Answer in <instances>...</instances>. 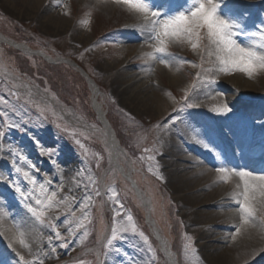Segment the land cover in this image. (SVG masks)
Here are the masks:
<instances>
[{
    "label": "rangeland",
    "instance_id": "rangeland-1",
    "mask_svg": "<svg viewBox=\"0 0 264 264\" xmlns=\"http://www.w3.org/2000/svg\"><path fill=\"white\" fill-rule=\"evenodd\" d=\"M135 2L151 11L124 0H0V33L55 60L0 42V264H164L147 210L176 264H217L203 251L202 237L230 238L242 222L239 166L251 158L264 165V67L257 61L252 75L230 66L224 71L230 54L206 26L165 33L163 22L189 13L194 0ZM216 3L235 44L264 56V0ZM66 59L98 84L99 100L120 132L118 163L150 208L118 167L109 168L90 84ZM170 73L183 81L174 83ZM225 105L230 110L219 111ZM187 140L195 149L183 160ZM177 153L187 166L184 178L199 168L214 177L205 193L233 184L225 204L216 192V205L201 206L193 192L177 189ZM252 172L264 175V166ZM257 187L264 197V184ZM247 203L250 219L264 228V199ZM22 227L38 241L25 243ZM258 257L264 254L247 264Z\"/></svg>",
    "mask_w": 264,
    "mask_h": 264
},
{
    "label": "bare ground",
    "instance_id": "bare-ground-1",
    "mask_svg": "<svg viewBox=\"0 0 264 264\" xmlns=\"http://www.w3.org/2000/svg\"><path fill=\"white\" fill-rule=\"evenodd\" d=\"M145 20H143L144 22ZM0 41H6L9 42L13 45V41H11L8 38H4V37H0ZM18 47L22 50H26V46L24 45H18ZM170 77L171 80H173L174 83H179L181 81H183V77L179 74V73H175V75H172V73H170ZM233 84H238L237 82H235V80L232 81ZM249 86H253L252 83H248ZM239 86V85H238ZM91 88H92V99H93V107L94 110L97 112V115L99 117L100 120H102L103 115L102 112L104 111L103 105L99 100V91L97 90L96 86L92 83L91 84ZM218 94H215V97L218 96ZM224 97L227 98L223 95L220 94V98ZM157 107L163 109L166 105L165 99L161 98L158 96L157 98ZM105 137H106V144L110 150V164H109V168H113L116 164H119V158H122V156L124 155V152L120 146V144L118 142L115 141L114 137H112L111 135V131L110 130H105ZM194 144V143H193ZM192 144V142H190V140H187L185 142L184 146V151L187 152L188 155H185L183 158V160H186L188 158H190V154L188 152L192 151L195 149V146ZM173 148L176 147V144H174L172 146ZM236 148V147H235ZM177 151V148L174 150ZM237 151V149H236ZM172 154H176L175 152H173ZM178 153L176 155V159L172 160V165L175 168L174 169V174H175V185L177 187L178 190L180 191H184L186 193H188L189 191L193 192L195 195H197L195 198L193 199H199L200 201L196 204H204L201 206H207L210 204H214L216 205V203L213 202V198L216 196V192L220 193V201H223L227 194H225L226 190H230L233 187L232 185H225L223 187H221L220 189L217 188H213L214 190L211 191V193H205V189L208 187V185H211L212 182L214 181V177L209 176V177H204L205 173H206V168H203V170L201 168L197 169L196 171H192V175L184 178L185 173L184 171L186 170L187 166L178 162ZM174 158V157H173ZM234 159V158H233ZM201 160V159H200ZM201 165H204L205 163L202 162L200 163ZM242 164L239 167H241L240 170H245L249 173H251L250 177H246V179L249 180L250 183H252L254 185V189L249 191V199H255L257 198L259 200V202H261L264 197L263 195H261L262 193L260 192V190L258 189L257 185L259 184H264V175L261 174H257L252 172L253 170L257 171L259 170V168L263 167L264 165L260 162V161H256L253 160V158H251V160H242ZM120 165H118L119 168ZM200 176L201 179L200 181H198V184L194 185V180H197L196 177ZM195 177V178H194ZM236 180H238L239 182L243 183V180H241V178L239 177V175L237 174ZM193 185L190 187L189 185L192 184ZM206 185H205V184ZM244 184V183H243ZM201 185V186H200ZM212 186V185H211ZM210 188V187H209ZM191 192H189L191 194ZM200 192V193H199ZM188 193V194H189ZM212 196H214L212 198ZM202 197V199H201ZM143 200V202H147L146 198L144 196L141 197ZM217 202V201H216ZM224 202V201H223ZM225 204V202H224ZM198 212H200L198 210ZM203 214L202 215H207L210 213V211L208 210H203L201 211ZM148 224L151 227V229L153 230V233L156 235V237L158 238L159 242H160V246L163 249L164 253H165V257L166 260L164 262V264H176L175 259L173 258L172 254H171V250L168 248V244L166 242V240L164 239V237L162 236L161 233H156L154 227V222L151 219V217L148 220ZM15 233V232H14ZM18 234V233H16ZM19 234L21 239L24 241L26 238L27 240L25 241V243L27 242V244L30 243H35L38 241L39 237L38 236H33L32 234V229H26V228H21L19 230ZM11 237L13 236V233H10ZM38 235V234H37ZM202 240H205L202 244V249L204 252H206L208 255H214V260H216L217 264H247L248 262L252 261L254 257H256L259 252L260 254H264V228L261 227V225L259 223H257L254 219H250V218H246L245 215H243V220L242 222L238 225L236 233H234L230 238L222 235L221 233H213V235L210 236H203ZM25 244V245H27ZM21 245V244H20ZM24 245V244H22ZM21 245V249H24V246ZM101 247V245H99ZM253 264H264V259L262 257H258L256 259V262Z\"/></svg>",
    "mask_w": 264,
    "mask_h": 264
},
{
    "label": "snow or ice",
    "instance_id": "snow-or-ice-1",
    "mask_svg": "<svg viewBox=\"0 0 264 264\" xmlns=\"http://www.w3.org/2000/svg\"><path fill=\"white\" fill-rule=\"evenodd\" d=\"M124 2L136 10L142 12L151 11L147 3L135 2V0H124ZM217 7L218 4L216 3V0H194V6L189 13L181 12L174 18L163 22L165 33L171 30L173 35H178L181 32H191L193 27L198 28L206 26L209 36L215 37L217 42L222 44L230 54V59L223 61L225 64L223 70L228 71L230 66L233 70H239L248 75H252L256 68L257 61L260 62L261 67H264V56H258L255 52L248 51L235 44V41L232 38V26L227 21L220 19L217 16ZM152 15L158 16L159 13L153 12ZM156 23H159V21H156ZM153 31H155V24L153 25ZM157 51L163 52L164 49L160 48ZM229 110L230 109L227 105H225L224 108L219 109L221 112H228ZM218 171L224 172L226 170L221 168L218 169ZM25 175L27 174L25 173ZM238 175L244 183V192L242 195L245 202L240 203V209L246 217L251 218L253 216V209L247 201L249 199V191L254 189V185L246 179V177L251 176V173L245 170H239ZM261 190L264 191V187H262ZM113 235H115V230L113 231ZM109 243H111V241ZM63 246L66 247L67 245Z\"/></svg>",
    "mask_w": 264,
    "mask_h": 264
},
{
    "label": "water",
    "instance_id": "water-1",
    "mask_svg": "<svg viewBox=\"0 0 264 264\" xmlns=\"http://www.w3.org/2000/svg\"><path fill=\"white\" fill-rule=\"evenodd\" d=\"M16 47H18V45H23V44H18V43H13ZM28 52H32L34 54H39V55H42L44 58H46L47 60H49L50 62H54L55 60L54 59H51L50 57L46 56L44 53H42L41 51H35V50H32L30 49L29 47H26ZM65 62L73 65V66H78L75 62L73 61H69V60H64ZM82 73L90 80V82H93L92 79H90L89 75L87 73H85L82 69H81ZM94 83V82H93ZM102 115H103V119L101 120L102 123H103V126L104 128H106V130H110L111 131V135L116 139V134H115V131L113 130L109 120L107 119L106 117V113L105 112H102ZM128 178V180L132 183V185L134 186V188L137 190L138 194L141 196V193L136 185V183L133 181V179L130 177V176H126Z\"/></svg>",
    "mask_w": 264,
    "mask_h": 264
},
{
    "label": "trees",
    "instance_id": "trees-1",
    "mask_svg": "<svg viewBox=\"0 0 264 264\" xmlns=\"http://www.w3.org/2000/svg\"><path fill=\"white\" fill-rule=\"evenodd\" d=\"M48 67H50V68H62L63 66L62 65H48V64H46ZM83 67V66H82ZM92 76V75H91ZM93 77V76H92ZM95 79V78H94ZM108 117H109V114H108ZM109 119H110V121H111V123H112V125L114 126V128H115V124L113 123V121L111 120V117H109ZM116 131H117V134H118V137H120V132L117 130V128H116Z\"/></svg>",
    "mask_w": 264,
    "mask_h": 264
}]
</instances>
